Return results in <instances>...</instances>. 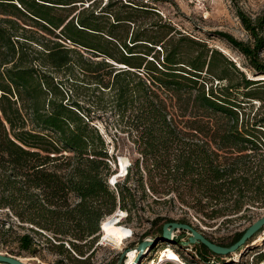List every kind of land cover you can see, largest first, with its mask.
Instances as JSON below:
<instances>
[{
  "label": "trees",
  "instance_id": "16d2710c",
  "mask_svg": "<svg viewBox=\"0 0 264 264\" xmlns=\"http://www.w3.org/2000/svg\"><path fill=\"white\" fill-rule=\"evenodd\" d=\"M99 1L0 0V241L16 242L12 255L41 256L43 241L91 264L101 223L117 209L121 224L142 221L147 208L155 236L164 223L191 224L152 212L147 200L177 202L204 225L247 212L250 202L264 207V115L245 108L263 101L264 10L251 18L236 9L246 42L215 33L250 77L220 50L162 22L156 7L107 0L101 8ZM77 85L96 99H76ZM105 91L114 126L139 154L113 186L115 159L91 111L106 109ZM246 228L226 244L206 238L228 247ZM162 244L185 264H240L202 244L191 247L190 259ZM254 258L264 264V250Z\"/></svg>",
  "mask_w": 264,
  "mask_h": 264
},
{
  "label": "rangeland",
  "instance_id": "374dc122",
  "mask_svg": "<svg viewBox=\"0 0 264 264\" xmlns=\"http://www.w3.org/2000/svg\"><path fill=\"white\" fill-rule=\"evenodd\" d=\"M135 3H147L156 7V12L162 18V22L171 23L178 31L184 35H188L197 40L206 42L210 47L220 50L224 55L233 60L237 66L243 69V59L234 51L225 41L221 40L215 33L223 32L228 33L240 41H248V34L241 26V23L236 15V9L244 12L248 17L255 18L260 15L264 10V0H131ZM99 7H103L107 0H100ZM86 6V4H85ZM79 7V6H78ZM98 7V8H99ZM158 19L147 18L146 22H156ZM264 35V33H263ZM264 60V49L260 54ZM248 76L251 73L243 69ZM77 70H75V75ZM264 79V76L260 77ZM75 85V84H74ZM69 87V85H68ZM72 95L78 99L87 102L91 98L96 99L87 91L84 86L77 85L72 89ZM110 94L105 91L100 100L101 106H106L105 110H97L91 108L92 115L94 114L93 124L97 127L99 133L105 140L106 148L109 155L115 159V164L112 163L111 171H116L110 182L116 180L120 181L126 175L127 168L132 164L133 160L139 156L136 150V145L129 139L128 133H122L114 126L115 118L109 111L108 101ZM263 101H251L246 109V112H256L264 115V93L261 94ZM99 101V100H97ZM262 136L264 138V129H262ZM262 147L260 148L264 153V142L261 141ZM245 154L252 155L254 151L247 149ZM245 171V170H244ZM238 171L239 174L251 175L252 172ZM237 174V173H236ZM149 203V208L152 212L158 213L162 217L171 220L188 219L190 225L197 231L201 232L205 237H209L217 243L226 244L229 242L232 235L236 232L248 227L257 218L264 215V207L260 203L250 202L245 205V208L250 209L247 212H241L237 215L226 216L217 222L200 223L194 216L193 212L186 207L181 206L179 203H167L165 205L151 204V200H147L145 204ZM148 209L146 208V211ZM143 215L142 221L133 217L130 223H125L121 218L123 213L117 211L115 219L119 226L131 230L132 237L125 240L126 231L112 224L103 226L104 240L109 242L108 245L103 244L98 246L91 255V264H110L117 263L120 253L124 249L134 248L140 241L141 235L149 230L151 233L144 238H154V227L150 228L148 219H152L154 214L146 212ZM113 217V216H111ZM110 217H107L108 219ZM104 219V220H106ZM27 230H18L19 234L25 233ZM181 234V233H177ZM143 238V239H144ZM43 248L41 256L38 257H22L23 261L29 264H55L56 261L62 260V264H77L65 256H59L51 251L47 244L41 242ZM177 249L179 248L176 246ZM17 244L15 241H0V252L12 255L15 254ZM174 249V248H173ZM172 249V246H165V244H157L152 246L147 255L141 259L139 264H185ZM182 255L190 259L189 253L179 248ZM264 250V228L259 231L247 246H243L236 254H231V261H240V264L255 263L254 255ZM93 249L87 253L90 254ZM167 254V256H165ZM15 256V255H13ZM162 260V261H160ZM229 258L224 259L228 262ZM195 264H199L196 262Z\"/></svg>",
  "mask_w": 264,
  "mask_h": 264
},
{
  "label": "water",
  "instance_id": "95a60500",
  "mask_svg": "<svg viewBox=\"0 0 264 264\" xmlns=\"http://www.w3.org/2000/svg\"><path fill=\"white\" fill-rule=\"evenodd\" d=\"M264 80V79H258ZM116 181V180H114ZM264 228V215L257 218L253 221L245 230L241 238L228 247H223L218 244L212 243L209 241L201 232L197 231L193 226L186 223L179 222H167L162 226V232L160 236H156L154 238H144L141 242H139L135 249L137 251L136 263L139 264L141 259L145 257V251H150L152 246L162 243H169L182 248H189L194 245L202 244L205 246L211 253L218 256H226L230 254H236L245 243L261 231ZM177 232H181V234H175ZM129 249H124L120 256L118 257V261L116 264H123L124 259L127 255V251ZM0 264H29L23 261L22 258L9 255L6 253L0 252Z\"/></svg>",
  "mask_w": 264,
  "mask_h": 264
},
{
  "label": "bare ground",
  "instance_id": "6f19581e",
  "mask_svg": "<svg viewBox=\"0 0 264 264\" xmlns=\"http://www.w3.org/2000/svg\"><path fill=\"white\" fill-rule=\"evenodd\" d=\"M115 217L116 216H113V217H110V218L102 221V223H101V227H102L101 228V232H102V235H103V226L106 225V224H112L113 226L119 227L120 229H123L124 231L127 232L126 233V236H125V240H126V237L129 234V230L126 229V228H124V227H122V226H119L118 223H117V220L115 219ZM148 252L149 251H147V250L145 251V253H146L145 256L147 255ZM165 256H167V254H165ZM136 258H137V251H136L135 247L132 248V249L130 248L127 251V255H126L125 259H124L123 264H137L135 262L136 261ZM160 261H162V260H160Z\"/></svg>",
  "mask_w": 264,
  "mask_h": 264
},
{
  "label": "built area",
  "instance_id": "2783aa9c",
  "mask_svg": "<svg viewBox=\"0 0 264 264\" xmlns=\"http://www.w3.org/2000/svg\"><path fill=\"white\" fill-rule=\"evenodd\" d=\"M116 181H111L110 182V185L111 186H113L114 185V183H115ZM117 211H119L118 209H117ZM117 211H115V213L113 214V215H111V216H116L117 215ZM101 226H100V237H99V240H98V242H97V245L98 246H102L103 244H108V245H112V244H110L109 242H107V241H105L104 240V237H103V235H102V232H101ZM129 230V229H128ZM177 233H181V232H177ZM177 233H175V234H177ZM132 237V232H131V230H129V234L127 235V237H126V239L127 238H131ZM112 246H114V245H112ZM176 247V246H175ZM177 248V247H176ZM182 248V247H181ZM173 249V248H172ZM185 249V251L186 252H190L191 251V247H189V248H184ZM174 250V249H173ZM175 251V250H174ZM234 261H236V262H238L237 260H234ZM178 264V263H177Z\"/></svg>",
  "mask_w": 264,
  "mask_h": 264
}]
</instances>
